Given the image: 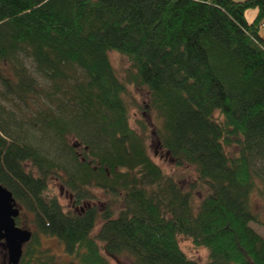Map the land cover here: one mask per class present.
<instances>
[{
  "label": "trees",
  "instance_id": "obj_1",
  "mask_svg": "<svg viewBox=\"0 0 264 264\" xmlns=\"http://www.w3.org/2000/svg\"><path fill=\"white\" fill-rule=\"evenodd\" d=\"M263 24L262 0H0V183L34 226L17 264H109L101 249L200 264L180 235L210 264H264L250 224L251 194L264 205ZM109 50L129 61L124 77ZM127 83L146 89L175 166L193 169L186 188L129 125ZM94 188L108 197L100 207Z\"/></svg>",
  "mask_w": 264,
  "mask_h": 264
},
{
  "label": "rangeland",
  "instance_id": "obj_2",
  "mask_svg": "<svg viewBox=\"0 0 264 264\" xmlns=\"http://www.w3.org/2000/svg\"><path fill=\"white\" fill-rule=\"evenodd\" d=\"M256 14V9L249 8L245 11V16L248 21H251ZM110 63L112 64L115 72L119 77L125 76V71L129 67V61L126 56L115 50H109L108 52ZM25 64L31 71L33 75L39 78L34 72L32 63L29 59H25ZM125 97L129 102V125L134 128L137 132L141 133L145 140L146 150L150 158L156 162L166 173L173 175L183 186L186 188L188 183L194 179V171L188 165H182L176 167L173 158L165 151L156 136L155 125L156 119L153 112L146 110L145 102L147 98V91L144 87L134 86L133 84H126ZM137 120H141L145 125L144 130L138 124ZM51 192L54 193L59 202L63 207H71V198L69 192L62 186L58 184L56 180H51ZM93 192L96 196V204L100 207L107 200V195L100 189L94 188ZM195 198L200 197L199 192H194ZM251 206L253 211L256 213L259 221L251 222V226L264 238V205L261 201V197L257 192H253L250 197ZM17 225L22 228H26L30 231L34 229L31 222V214L19 208V215L17 216ZM100 223H97L92 231V236L97 234ZM41 245L47 248L54 255H56L58 260L70 259L69 255L63 250L61 243L52 236H41ZM180 248L186 253L187 256L195 259L200 264H210L208 259V251L203 246H195L192 244L191 240L186 236L177 237ZM100 245L101 242L97 240ZM101 246V245H100ZM102 255L106 257L109 264H134L133 259L126 253L122 254H109L101 249ZM0 264L7 263L6 249L3 246L2 241H0Z\"/></svg>",
  "mask_w": 264,
  "mask_h": 264
},
{
  "label": "water",
  "instance_id": "obj_3",
  "mask_svg": "<svg viewBox=\"0 0 264 264\" xmlns=\"http://www.w3.org/2000/svg\"><path fill=\"white\" fill-rule=\"evenodd\" d=\"M264 3V0H262ZM19 215V206L12 193L0 183V241L7 254L8 264H17L22 247L31 236V231L19 227L15 218Z\"/></svg>",
  "mask_w": 264,
  "mask_h": 264
},
{
  "label": "crops",
  "instance_id": "obj_4",
  "mask_svg": "<svg viewBox=\"0 0 264 264\" xmlns=\"http://www.w3.org/2000/svg\"><path fill=\"white\" fill-rule=\"evenodd\" d=\"M259 34H260L261 38L264 39V24L261 26V28L259 30Z\"/></svg>",
  "mask_w": 264,
  "mask_h": 264
}]
</instances>
